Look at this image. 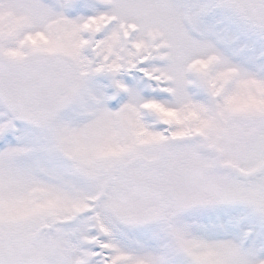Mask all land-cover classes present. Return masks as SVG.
I'll return each mask as SVG.
<instances>
[{
  "label": "snow or ice",
  "instance_id": "1",
  "mask_svg": "<svg viewBox=\"0 0 264 264\" xmlns=\"http://www.w3.org/2000/svg\"><path fill=\"white\" fill-rule=\"evenodd\" d=\"M0 264H264V0H0Z\"/></svg>",
  "mask_w": 264,
  "mask_h": 264
}]
</instances>
